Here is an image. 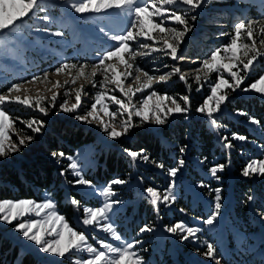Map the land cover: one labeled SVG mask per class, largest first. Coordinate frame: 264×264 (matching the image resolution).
<instances>
[{
	"label": "rangeland",
	"instance_id": "rangeland-1",
	"mask_svg": "<svg viewBox=\"0 0 264 264\" xmlns=\"http://www.w3.org/2000/svg\"><path fill=\"white\" fill-rule=\"evenodd\" d=\"M46 12L38 15H48L52 17L53 23L44 25V22L38 18H32L27 21V26L23 29L20 36L5 38L0 37L7 46L0 50V93L5 92L12 83H24L32 79L34 75H40L43 72L51 73L55 67L62 62L72 63H88L93 64L99 59V54L110 49L114 42L109 41L102 32L100 27L103 26L110 32H118L127 27L125 18H117L115 10H109L108 13H101L99 16L88 12L77 14L67 5L58 3V0H45ZM195 15V21L191 20V16ZM262 19L264 18V6L259 0H208L207 5L196 12L189 14V24L192 30L187 33L184 42L179 49V54L187 59L183 61H173L169 57H164L159 53H152L147 57H136V64L141 66L143 70L150 75L159 76L172 70L171 66L178 64L183 69L186 76L189 77V83L192 84L191 92L188 91L184 82L179 80L178 75L171 77L169 81L157 82L153 81L152 89H146L143 93H137L133 97L134 102L149 94L152 90H156L160 95H169L177 100L181 95L190 96V111L187 117L181 114H173L168 117L167 123L164 125H155L152 123H144L139 127L130 129L129 133L116 140L108 138L101 131L98 124H87L77 121L72 113L57 111L53 108L48 116L42 117L38 111H34L27 106L15 103H6L3 107L16 119L15 127L24 133L32 134L29 129L19 123V120H28L33 116L43 119L45 127L41 133L35 134L34 139L22 147L19 152L10 153L6 157H0V164L6 163L18 166L19 163L27 162L34 157V151L40 142L44 141L50 134L56 133L58 126L66 125L80 128L83 131L90 132L94 141L87 143L74 150V157L83 170L85 177L90 180L97 188H102L108 183L101 182L93 171L99 163V159L107 151H116L125 156L127 171L121 176H117L128 181L125 185H113L116 193L112 200H119L122 203L114 205V210L110 212L112 222L117 231L126 242L141 241L135 248L136 253L143 258L144 264H214L200 253L205 249L207 243H212L216 249V256L221 260V264H264V218L261 213L264 212V175L253 174L251 177L241 175L242 169L252 159H264V130L259 125H253L248 122L247 116L238 115L237 111L228 108L234 98L255 96L257 99H264V95L255 91L243 92L237 90L228 92V97L221 105V111L215 113L218 122L223 125L217 131L213 130L208 123L206 117L195 111L196 107L203 103L209 94L207 84L201 92H197L196 84L191 79L195 72L193 69L199 66V62L211 55V52L229 42L230 36L221 35L223 32L232 33L233 25L240 19ZM27 19V18H25ZM48 27L50 31H63L62 38L51 36L45 32H37V27ZM169 26L179 27L171 24ZM148 30L155 34L149 26ZM143 41V38H140ZM246 39V37H245ZM152 43V41H143ZM135 47V45H133ZM140 51H147L140 49ZM196 61V63H193ZM224 63H228L227 60ZM169 65L165 68L164 65ZM117 72L124 71L122 65H117ZM235 70V69H234ZM131 71V70H129ZM258 74H264V58H261L256 67L251 72L248 79L244 81L242 87H247L258 78ZM135 73H133V76ZM216 74H212V80H215ZM227 77V73H225ZM103 77L97 74L96 81ZM231 80L230 77H227ZM68 84L64 88L53 89L52 85L56 81ZM49 83H24V87L28 89L27 93L23 90L19 93L21 98L25 94L35 99L38 95L50 98L52 91H58L57 108L65 99H69L70 103L75 102L74 93L71 97L64 96V91H71L74 88L84 86L88 96H82L85 107H90L93 102L92 96L98 88H93L91 83L86 82L83 78L77 80L76 84L71 83V77L68 75H49ZM132 77L125 81V88L131 83ZM113 86L109 85L110 91ZM132 87H136L132 84ZM52 89V91H49ZM180 89V90H179ZM120 96L119 91L112 93ZM106 102L109 110H116L117 105ZM159 101L153 99L149 101V105L158 104ZM170 103V102H168ZM182 104L183 102L180 101ZM99 108V106H98ZM85 108L79 109L81 113ZM105 120L108 117L104 112L99 113ZM150 116L151 113H148ZM134 123L139 124V118H133ZM204 126L213 135V149L210 150V156L201 158L196 155L195 150L199 149L200 141L193 137L190 130L198 126ZM242 125L250 134L246 141L233 140L234 128ZM234 128H233V127ZM177 130H185L184 144L173 142L169 134H175ZM150 133L158 138V140L167 148L170 155V165L166 168L176 167L178 160L184 159L185 164L179 168L176 176L169 177L167 173L161 169L155 168L152 164L138 162L135 166L130 162L121 145L122 141L133 142L138 134ZM196 134V133H194ZM222 137H228V140L234 145L231 149L223 146ZM254 137V138H253ZM11 139L15 140L16 135L13 133ZM186 146V152L181 156L180 147ZM201 161H204L201 163ZM69 161L62 160L61 168H66ZM216 165H224V169L217 173L219 179H214L209 169ZM114 177V178H117ZM112 178V179H114ZM71 171L62 176L60 189L62 191L61 203H69L72 213L69 218L61 214L57 203V198L52 192L45 191L41 200H33L42 202L51 199L55 202L58 214L65 217L67 223L73 228L80 231H86L89 237L98 236L105 238L103 232L94 231L92 228H85L81 223L83 218L82 208L84 206L96 207L103 203V198L99 196H87L86 193L91 189L82 186H73L69 181L74 180ZM111 179V180H112ZM110 180V181H111ZM248 182V188L238 191L239 182ZM174 184V193L177 197L176 201L166 207L160 204L154 207L148 197L145 189L153 187L161 193L169 186ZM201 184L207 187H201ZM219 188L221 195V211L212 225H205L204 220L208 219L214 209L215 192L212 189ZM80 194V198H76L71 192ZM252 197L249 200V197ZM75 198L80 201L81 208H75L71 200ZM3 201V200H0ZM18 201V200H11ZM180 209H185L181 212ZM23 212L24 215L13 219L12 223H5L0 219L1 233L11 240L18 249L23 252L31 253L38 260L49 262L51 264H72V260L76 257L66 255L65 257H55L49 253H43L33 243L26 239L23 234L15 229V225L24 220H38L44 217L47 210H41V216L37 217L34 210H30L29 206L22 208H14L9 213L14 216L17 212ZM240 212L241 215L239 214ZM3 212H0V217ZM183 222L191 228H199L200 231L195 236L189 237L187 240H181L184 233L173 235L164 231L165 227ZM145 224H150L155 229L151 233H139V229ZM59 222H56V228H59ZM53 227V222L49 219L46 225H42L40 229L41 235H45L47 229ZM33 231H36L33 228ZM61 231V245L67 243L68 232L66 229ZM31 234V233H30ZM46 239H55V229L53 235L47 236ZM90 242L94 243V241ZM115 243V242H113ZM79 255V254H77ZM86 256V254H84Z\"/></svg>",
	"mask_w": 264,
	"mask_h": 264
},
{
	"label": "snow or ice",
	"instance_id": "snow-or-ice-1",
	"mask_svg": "<svg viewBox=\"0 0 264 264\" xmlns=\"http://www.w3.org/2000/svg\"><path fill=\"white\" fill-rule=\"evenodd\" d=\"M259 2L264 6V0H259ZM58 3L67 5L77 14L91 12L97 16L101 13L110 15L109 10H115V16L118 19H126L127 27L118 32H110L103 26L100 27V32L114 44L110 49L99 54V59L95 63L62 62L51 73L43 72L24 82L27 84L49 83V75H68L74 85L77 80L83 78L86 82L91 83L93 88L102 89L96 91L92 96L93 102L90 107H85L82 100V96L90 95L85 92L83 85L71 91L65 90L64 96L66 97H71L74 93L75 102L70 103L69 99H65L63 103L58 105V108L56 102L59 93L58 91H52V89H49V91H52L50 98L38 95L33 99L27 94L21 98L19 95L21 90L27 93L28 89L24 87V83H12L5 92L0 93V157L19 152L22 147L34 139L35 134L41 133L45 127L43 119L33 116L28 120H19V123L29 129L32 134L18 130L15 127L16 119L12 118L3 107L6 103L27 106L34 111H38L42 117L48 116L53 108H56L57 111L72 113L77 121L98 124L101 131L113 140L127 135L130 129L139 127L144 123L159 126L166 124L168 117L173 114H181L187 117L191 107L189 95H181L177 100L172 96L160 95L156 90H152L139 99L138 102H134L133 97L137 93L152 89L154 80L166 83L174 75L179 76V80L184 82L189 92L192 90L189 77L184 74L183 69L178 64L172 65L170 72L157 77L150 75L136 64V57L143 58L150 56L152 53H159L177 62L187 59L179 54V49L187 33L192 30L188 19L189 14L204 8L208 0H58ZM44 12H46L45 0H0V37L11 38L22 35L23 29L27 26V21L34 17L42 20L44 25L53 23L52 17L38 15ZM196 18L195 15L191 16L192 21H195ZM169 22L179 27L169 26ZM149 26L155 31V34L148 30ZM34 30L48 33L54 37L62 38L64 36L63 31H50L46 26L37 27ZM221 35L230 36L229 42L216 48L210 56L201 60L199 66L192 70L195 75L191 78L196 84L195 90L197 92H201L205 84L209 88V94L203 103L196 107L195 111L206 117L212 129L217 131V134H219V130L223 125L218 122L214 114L221 111V105L228 97V92L224 89H229L232 92L252 90L264 95V74H260L247 87H242L259 60L264 58V18L240 19L233 25L232 33L223 32ZM140 38H143V41H152V43L143 42ZM6 46L3 41H0V50ZM140 49H146L147 51H140ZM225 60L228 63H224ZM193 63H196V61H193ZM117 65H122L124 71L117 72ZM164 67L168 68L169 65L165 64ZM133 73H135L134 76ZM213 73L216 74L214 81L212 80ZM225 73L231 80L225 76ZM97 74L103 77L99 81L95 79ZM129 77H132V81L125 88V81ZM67 84V80L64 84L56 81L53 83L52 88H64ZM132 84H135L136 87H132ZM109 85L113 86L110 91L108 90ZM117 91L120 93L119 97L112 94ZM106 98L112 104L117 105L118 108L109 110ZM153 99L159 101V103L150 106L149 101ZM180 101L183 103L181 104ZM81 108H85L82 113L79 111ZM100 112H104L108 119L105 120L100 116ZM148 113H151V115L149 116ZM238 115L247 116V113L241 111L238 112ZM134 117L139 118V124L134 123ZM247 118L248 122L253 125L261 124L260 121L251 116H247ZM13 133L16 135L15 140L11 139ZM232 139L246 141L247 137L233 134ZM222 141L226 149H231L234 146L228 140V137H222ZM262 150H264V146H262ZM124 152L130 158L133 166L138 162L150 163L173 178L176 176L178 169L185 164L184 159H180L176 167L166 168L163 163L152 160L143 149L135 151L125 148ZM179 152L183 156L186 152V146L180 147ZM51 155L57 164L61 163L62 160L69 161L67 167L60 172L61 176H66L69 170L71 171V175L75 179L69 181V183L73 186L91 189L92 191L85 194L87 196L103 198V203L100 206H84L82 208L83 218L81 223L86 229L92 228L94 231L105 233V238L101 239L95 235L89 237L86 231L73 229L67 223L65 217L58 214L55 202L51 199L42 202L33 200L0 201V212H3L0 219L11 224L13 219L24 215L21 211L15 213L14 216H10L11 210L24 206H29L30 210H34L37 217L41 216V210H47L41 219L24 220L15 225V229L21 232L26 239L35 243L41 252L52 254L55 257H65L66 255L76 257L72 260V264H144L143 258L135 251L136 246L141 241L126 242L117 231L110 216V212L114 210V205L122 203L119 200L111 199L116 195L113 185H125L128 181L117 177L109 181L106 186L97 188L85 177L82 168L74 157L65 156L63 152H52ZM203 162L201 161V163ZM224 167V165H216L211 167L209 172L214 179L218 180L217 173L222 171ZM253 174L264 175V159L250 160L241 171V175L244 177H251ZM200 186L207 187L205 184ZM212 191L215 192V205L210 217L204 220L205 225L213 224L222 207L221 190L215 188ZM145 192L150 197L152 205L157 208L160 204L168 207L177 199L173 183H170L162 193L153 187L146 188ZM251 199L250 196L249 200ZM71 203L78 210L81 208L79 200L73 198ZM180 211L186 213L185 209H180ZM260 215L261 218H264V212ZM49 219L52 220L53 227L47 229L45 235L52 236L53 229H55V239H46L45 235L40 233L41 226L46 225ZM56 222H59V228H56ZM33 228L36 231H33ZM60 229H66L68 232L67 243L63 246L61 245ZM154 230L152 225L145 224L139 229V233H151ZM164 231L173 235L184 233L181 236L183 241L195 236L200 229L191 228L183 222H179L165 227ZM90 240L94 241L95 244ZM205 245V249L200 254L209 261L214 262V264H221V260L216 256L214 245L207 242H205Z\"/></svg>",
	"mask_w": 264,
	"mask_h": 264
},
{
	"label": "trees",
	"instance_id": "trees-1",
	"mask_svg": "<svg viewBox=\"0 0 264 264\" xmlns=\"http://www.w3.org/2000/svg\"><path fill=\"white\" fill-rule=\"evenodd\" d=\"M258 74L257 76H259ZM254 81L251 78L248 82ZM180 90V89H179ZM228 108L245 112L260 121L264 130V99H257L255 96L234 98L228 103ZM233 127V126H232ZM234 128V127H233ZM235 133L241 136H248L242 125L233 129ZM192 136L197 138L201 143L199 149L195 150L196 155L201 158L209 157L210 150L213 149V135L203 125L190 130ZM196 133V134H194ZM185 130H177L175 134H169L173 142L184 144ZM254 138V137H253ZM93 135L88 131L80 128L61 125L56 129V133L50 134L46 139L40 142L34 151L33 159L27 162L19 163L18 166L1 163L0 164V200H20L34 199L41 200L45 191H50L57 198V203L61 214L69 218L72 208L69 203H61L62 191L60 184L62 176L60 172L63 168L52 158V152H63L65 156H71L74 150L84 144L92 143ZM124 149L129 148L135 151L143 149L152 160L170 165V155L167 148L158 140L157 137L150 133H141L133 142L122 141ZM127 165L125 156L116 151H107L99 159V163L93 171L92 176H96L99 181L108 183L112 178L121 176L126 172ZM248 182H239L238 191L248 188ZM71 192V191H70ZM76 198H80L77 192H71ZM242 212L239 214L241 215ZM0 264H51L35 258L29 252H21L18 247L5 237L0 231Z\"/></svg>",
	"mask_w": 264,
	"mask_h": 264
}]
</instances>
